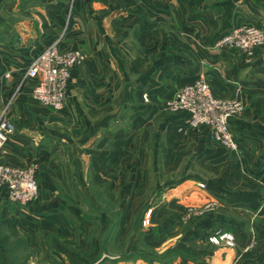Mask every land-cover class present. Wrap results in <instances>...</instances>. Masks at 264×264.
Returning <instances> with one entry per match:
<instances>
[{
  "label": "crops",
  "instance_id": "1",
  "mask_svg": "<svg viewBox=\"0 0 264 264\" xmlns=\"http://www.w3.org/2000/svg\"><path fill=\"white\" fill-rule=\"evenodd\" d=\"M66 5L0 0V108L31 59L62 31ZM247 23L264 26V0H77L61 45L86 58L71 68L65 108L37 102L28 82L10 108L16 129L0 162L36 165L39 189L52 204L66 202L55 189L69 188V161L84 188L90 185L87 173L95 186L131 166L140 172V68L152 62L153 81L143 90L149 107L203 75L216 96L244 102L230 119L238 149L222 146L206 125L169 136L170 157L185 162L188 175L152 208H158L154 223L165 222L153 243L168 253L134 264H264V44L251 59L234 48L212 47L217 37ZM173 114L175 125L184 124V112ZM209 200L217 202L213 210L183 221L188 206ZM0 201L14 218L24 207L10 200L5 187ZM218 231L232 233L234 244L211 242Z\"/></svg>",
  "mask_w": 264,
  "mask_h": 264
},
{
  "label": "rangeland",
  "instance_id": "2",
  "mask_svg": "<svg viewBox=\"0 0 264 264\" xmlns=\"http://www.w3.org/2000/svg\"><path fill=\"white\" fill-rule=\"evenodd\" d=\"M153 74L152 62H145L140 68V172L131 171V166L127 173L107 176L95 186L93 174L87 173L90 185L84 188L77 186L81 181L69 161V188L55 189L66 202L52 204L40 188L38 198L19 205L23 210L14 218L0 201V264H134L140 257L152 260L167 255V246L159 251L153 243L158 237L155 229L165 227V222L153 221L158 208L145 219L148 210L167 196L169 186L188 175L186 163H174L169 152V136L182 135L186 127L179 130L175 125L178 120L172 118L175 114L167 109L166 100L155 107L146 104L150 97L143 90ZM136 108L128 109L129 114H135ZM65 152L70 153L71 146Z\"/></svg>",
  "mask_w": 264,
  "mask_h": 264
},
{
  "label": "built area",
  "instance_id": "3",
  "mask_svg": "<svg viewBox=\"0 0 264 264\" xmlns=\"http://www.w3.org/2000/svg\"><path fill=\"white\" fill-rule=\"evenodd\" d=\"M76 5L77 0H67L62 31L31 59L0 110V151L16 129L14 121L9 116L10 108L28 82L32 83L31 92L34 99L53 109L65 107L71 68L82 63L86 58L82 50H63L61 45L72 23ZM263 44L264 26L247 23L217 37L212 47L234 48L245 52L251 59ZM165 105L171 112L185 113L184 124L179 127V130H183L184 127L195 128L206 125L211 128L214 140L226 148L238 149V141L230 128V119L244 110V102L237 97L216 96L205 76H199L178 88L175 94L166 100ZM36 170V165L24 168L0 162V187L7 189L11 201L27 204L38 198L40 190ZM198 184L202 188L206 187L204 182ZM216 206L215 200H209L198 207L189 206L182 218L189 221L194 216L210 212ZM151 212L152 208L148 210L145 222L149 220ZM209 240L217 244L224 242L227 245H233L235 238L232 233L218 231L210 235Z\"/></svg>",
  "mask_w": 264,
  "mask_h": 264
}]
</instances>
